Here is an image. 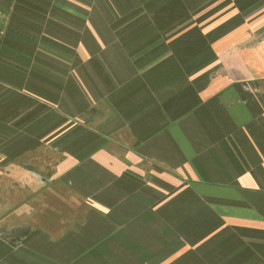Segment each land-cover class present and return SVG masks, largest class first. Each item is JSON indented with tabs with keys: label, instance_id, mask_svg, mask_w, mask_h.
Instances as JSON below:
<instances>
[{
	"label": "crops",
	"instance_id": "obj_1",
	"mask_svg": "<svg viewBox=\"0 0 264 264\" xmlns=\"http://www.w3.org/2000/svg\"><path fill=\"white\" fill-rule=\"evenodd\" d=\"M0 264H264V0H0Z\"/></svg>",
	"mask_w": 264,
	"mask_h": 264
},
{
	"label": "rangeland",
	"instance_id": "obj_2",
	"mask_svg": "<svg viewBox=\"0 0 264 264\" xmlns=\"http://www.w3.org/2000/svg\"><path fill=\"white\" fill-rule=\"evenodd\" d=\"M17 189L14 191V192H10L8 195H11V197L9 196L8 198L9 199H14V197H12L13 195H19V197H21V200H24V199H29L30 198V192L23 188H20L19 186L16 187ZM66 194H69V193H66ZM3 195V194H2ZM3 198H4V195H3ZM69 199H72V195L69 194ZM70 211L72 212V208L70 209Z\"/></svg>",
	"mask_w": 264,
	"mask_h": 264
}]
</instances>
